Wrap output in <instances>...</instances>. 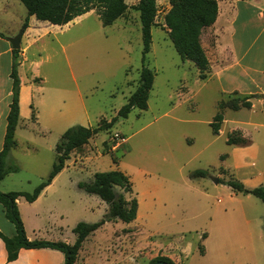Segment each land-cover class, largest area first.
I'll list each match as a JSON object with an SVG mask.
<instances>
[{
  "label": "rangeland",
  "instance_id": "obj_1",
  "mask_svg": "<svg viewBox=\"0 0 264 264\" xmlns=\"http://www.w3.org/2000/svg\"><path fill=\"white\" fill-rule=\"evenodd\" d=\"M156 5L145 60L154 73L147 109H132L127 118L118 117L111 128L73 151L62 175L40 202L51 200L55 189L66 188L72 199L66 225L97 222L107 204L86 194L77 183L92 181L96 172L120 170L132 182L136 218L130 223L106 222L84 241L80 254H135V264H148V254H175L182 264H201L199 245L203 254H215L203 235L237 217L236 234L228 229L232 239L239 241L232 254H243L235 264H264V204L219 182L231 179L248 189L260 186L264 153L252 158L227 145L231 123L222 122L219 134H212L209 124L226 95L216 80L199 79L193 63L181 61L163 23L168 0H156ZM26 16L19 0H0L2 96L11 84L12 57L5 50ZM37 25L38 37L30 33L20 41L18 73L27 96L23 110L27 115L18 124L16 146L7 157L18 171L5 177L0 185L3 193L31 192L50 172L62 133L77 125L95 128L110 122L138 85L142 36L133 9L125 19L106 27L96 12L59 29ZM32 111L39 120L30 118ZM241 112L222 111L228 121L245 111ZM199 169L207 175L191 178ZM211 177H217L218 183ZM46 218L42 233L58 222ZM229 247L231 252L232 244ZM91 258L95 263L99 260L95 255Z\"/></svg>",
  "mask_w": 264,
  "mask_h": 264
},
{
  "label": "trees",
  "instance_id": "obj_2",
  "mask_svg": "<svg viewBox=\"0 0 264 264\" xmlns=\"http://www.w3.org/2000/svg\"><path fill=\"white\" fill-rule=\"evenodd\" d=\"M25 7L27 16L20 30L25 32L31 16L43 22H48L50 28L59 29L73 21L76 17L94 10L101 21L102 26L112 25L118 18L122 17L128 10L124 0H19ZM169 9L163 16V23L167 29L168 37L179 55L181 61H190L198 71V78L207 79L209 76V61L200 43L202 31L213 25L217 18L218 5L216 0H168ZM130 9L138 12L141 24L142 51L141 68L136 89L128 97L127 102L117 112V115L108 123L100 124L95 128H87L80 125L65 130L55 145V162L45 179H43L31 192L12 191L0 192V204L5 210L6 218L13 224L15 235L8 237L0 231V239L3 241L7 253V261H14L20 249L51 248L61 251L65 256L63 264H75L84 241L95 230L106 222L121 221L130 223L135 220L138 210L137 199L132 195V182L129 176L120 170L96 172L90 182H78L77 187L86 194L95 195L107 204V211L97 222H78L72 232L75 241L67 244L61 241L51 242L45 240H29L24 231V226L17 209L16 200L23 197L31 203L37 199L42 190L47 187L54 177L64 168L65 162L70 158L73 151L84 147L91 138L102 130L112 127L116 119L127 118L132 109H147L149 93L153 86L154 73L145 66L146 56L150 51L151 28L155 26L157 15L156 0H138ZM51 24V25H50ZM57 25V26H53ZM19 50H11L12 63L9 73L11 80V95L8 113L6 116V129L3 146L0 150V182L9 173L18 171L15 164H8L7 157L15 147V129L19 120V89L20 79L18 75V53ZM236 97H231V96ZM264 97V95H263ZM226 100L218 102V111L209 124L213 135H218L223 122L222 111L225 108L239 110L249 108L251 96H242L236 92L227 95ZM34 119V114L31 115ZM246 140L239 131H232L226 138L227 145H241ZM205 170H195L190 174L191 178L205 177ZM229 186L235 194H249L259 199L264 204V181L255 188L248 189L236 180L221 181ZM116 189H120L117 192ZM126 195H129L126 197ZM205 234L203 235V237ZM199 253L204 250L201 245ZM148 264H177L171 258L157 255L149 260Z\"/></svg>",
  "mask_w": 264,
  "mask_h": 264
},
{
  "label": "crops",
  "instance_id": "obj_3",
  "mask_svg": "<svg viewBox=\"0 0 264 264\" xmlns=\"http://www.w3.org/2000/svg\"><path fill=\"white\" fill-rule=\"evenodd\" d=\"M124 1L129 7L128 10L138 2V0ZM216 1L218 5L217 18L213 25L205 28L200 35L201 46L209 61V76L207 79L216 80L221 93L226 96L234 92L242 96H251L249 99L251 106L249 108H240L235 111V113L245 111L243 114H240L239 117L235 116L229 121L226 117H223V123H231L232 127L229 129V133L239 131L246 140L244 144L229 146H234L239 149L240 153H244L248 157L256 158L258 154L264 153V0ZM128 10L120 17L121 19H125ZM93 12L95 11L91 10L84 15L76 17L74 20ZM33 19H35L34 16L29 18L28 27L25 33L23 32L24 35L22 34L21 39L30 33L31 36H37L36 31L34 32V29H38L37 24L47 25L48 23H40L43 21ZM25 40L27 39L25 38ZM11 50V45H9L5 52L11 53ZM33 79L31 78V80ZM38 79L40 80V78ZM23 88L24 86L20 79L19 120L15 133L22 117L27 115V113L23 114L24 105L27 102V96L23 94ZM10 95L11 84L9 91L4 96L0 92V105L3 103V106H0V150L3 146ZM256 95L258 98L254 97ZM7 98L9 99L8 101ZM32 114H34L33 111L30 114L31 119ZM32 120L35 122L39 119L34 115ZM63 170L42 190L35 201L29 203L23 197L16 200L25 235L29 240L61 241L67 244H72L75 241L72 228L64 222L66 213L70 211V206L72 205L69 190L66 188L55 189L51 200L40 202L44 197L47 198L48 191L55 185ZM5 177L0 182V185ZM261 180L263 183L264 175ZM4 212L5 210L0 204V231L4 235L12 237L15 235V228L6 219ZM48 216L58 219V222L50 227L49 231L42 233L43 224ZM221 216L224 218L223 215ZM238 222H240V219L236 217L223 227L214 228L211 233H205V242L209 241V248L215 254H197L203 259L201 264H235L242 258L243 254H232L234 246L239 241L232 239V236L228 234L229 228H232L236 234ZM229 236L232 240L231 243L227 242V237ZM214 241L215 243H213ZM229 244H232L231 252H228L230 251ZM81 251L75 264H135L136 260L135 254H127V256L125 254H80ZM91 255H95L99 259L98 262H93ZM155 256L157 254H148L147 257L150 260ZM168 257L175 263L182 264L178 255L168 254ZM64 261L65 256L59 250L36 248L20 249L17 258L8 262L4 243L0 239V264H63Z\"/></svg>",
  "mask_w": 264,
  "mask_h": 264
},
{
  "label": "water",
  "instance_id": "obj_4",
  "mask_svg": "<svg viewBox=\"0 0 264 264\" xmlns=\"http://www.w3.org/2000/svg\"><path fill=\"white\" fill-rule=\"evenodd\" d=\"M23 34V31H19V33L14 36L13 38H10L9 39V43L11 45V49L12 50H19L20 48V39H21V36ZM255 98H258V96H254ZM212 181L217 184L218 183V178L217 177H211Z\"/></svg>",
  "mask_w": 264,
  "mask_h": 264
}]
</instances>
